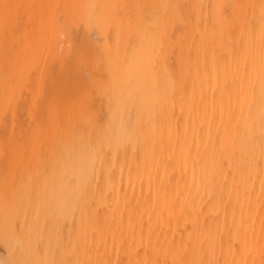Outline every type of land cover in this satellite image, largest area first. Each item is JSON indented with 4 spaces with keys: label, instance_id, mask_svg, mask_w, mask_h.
<instances>
[{
    "label": "bare ground",
    "instance_id": "obj_1",
    "mask_svg": "<svg viewBox=\"0 0 264 264\" xmlns=\"http://www.w3.org/2000/svg\"><path fill=\"white\" fill-rule=\"evenodd\" d=\"M0 264H264V0H0Z\"/></svg>",
    "mask_w": 264,
    "mask_h": 264
}]
</instances>
